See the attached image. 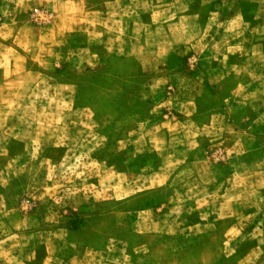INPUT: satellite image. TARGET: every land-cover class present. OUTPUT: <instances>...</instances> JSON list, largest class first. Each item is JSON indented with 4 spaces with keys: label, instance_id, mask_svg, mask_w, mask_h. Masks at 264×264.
Segmentation results:
<instances>
[{
    "label": "rangeland",
    "instance_id": "1",
    "mask_svg": "<svg viewBox=\"0 0 264 264\" xmlns=\"http://www.w3.org/2000/svg\"><path fill=\"white\" fill-rule=\"evenodd\" d=\"M0 264H264V0H0Z\"/></svg>",
    "mask_w": 264,
    "mask_h": 264
}]
</instances>
